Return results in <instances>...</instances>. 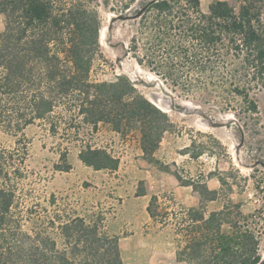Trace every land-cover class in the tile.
Masks as SVG:
<instances>
[{
	"label": "trees",
	"instance_id": "obj_1",
	"mask_svg": "<svg viewBox=\"0 0 264 264\" xmlns=\"http://www.w3.org/2000/svg\"><path fill=\"white\" fill-rule=\"evenodd\" d=\"M96 1L0 0L4 18L0 128L16 136L29 125L52 119L59 110L80 118L93 132L98 124L110 125L122 135L136 132L144 159L158 165L154 153L171 127L167 114L124 76L108 82L90 80L93 63L102 57ZM112 2L110 11L116 18L135 22L128 53L138 66L196 92L235 97L247 113L257 114L251 92L264 89V23L259 6L264 0H241L237 7L213 1L206 12L200 0H141L136 9L134 0ZM51 129L56 132L54 124ZM20 152L19 163L12 159L15 153L0 152V264H125L117 238L104 230L101 220L57 211L52 218L30 222L33 209L21 203L18 193L26 148ZM78 158L94 171L118 166L105 149L89 145ZM60 159L66 160L65 153ZM62 168L70 170L68 164ZM199 194L215 200L214 192L206 188ZM147 211L153 215L151 204ZM188 220L194 232L183 249L185 258L178 260L259 263V241L249 230L223 237V225L231 230L239 227L211 216L205 220L197 210L190 211ZM210 230L221 236L208 238Z\"/></svg>",
	"mask_w": 264,
	"mask_h": 264
},
{
	"label": "rangeland",
	"instance_id": "obj_2",
	"mask_svg": "<svg viewBox=\"0 0 264 264\" xmlns=\"http://www.w3.org/2000/svg\"><path fill=\"white\" fill-rule=\"evenodd\" d=\"M112 1H96L102 57L93 63L90 80L124 76L167 114L171 127L154 153L158 165L144 159L136 132L118 134L107 124H98L93 132L80 118L59 110L16 136L0 128V152L15 153L12 159L19 163L20 149L26 148L18 193L21 203L33 209L30 222L52 218L57 211L101 220L104 230L117 238L125 264H191L178 258H185L183 249L194 232L188 214L197 210L205 220L211 216L239 227L223 225V237L249 230L259 241V262L264 261V89L251 92L257 105V114L251 115L235 97L196 92L138 66L128 53L135 22L116 18ZM140 1L134 0L133 8ZM213 1L235 7L241 2L200 0L201 10L206 12ZM259 6L264 23V2ZM3 25L0 14V32ZM86 145L105 149L118 160L117 168L94 171L84 166L78 154ZM65 164L68 172L62 171ZM204 188L214 192V201L200 197ZM220 236L210 230L208 238Z\"/></svg>",
	"mask_w": 264,
	"mask_h": 264
},
{
	"label": "water",
	"instance_id": "obj_3",
	"mask_svg": "<svg viewBox=\"0 0 264 264\" xmlns=\"http://www.w3.org/2000/svg\"><path fill=\"white\" fill-rule=\"evenodd\" d=\"M258 264H264V261H262V262H259Z\"/></svg>",
	"mask_w": 264,
	"mask_h": 264
}]
</instances>
